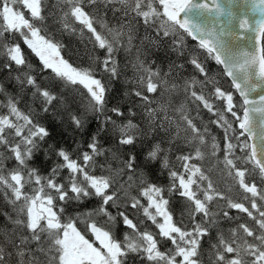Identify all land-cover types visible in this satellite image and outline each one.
Segmentation results:
<instances>
[{
    "label": "snow or ice",
    "instance_id": "snow-or-ice-1",
    "mask_svg": "<svg viewBox=\"0 0 264 264\" xmlns=\"http://www.w3.org/2000/svg\"><path fill=\"white\" fill-rule=\"evenodd\" d=\"M243 3L262 18L0 0V264H264V47L237 43L264 0Z\"/></svg>",
    "mask_w": 264,
    "mask_h": 264
},
{
    "label": "trees",
    "instance_id": "trees-1",
    "mask_svg": "<svg viewBox=\"0 0 264 264\" xmlns=\"http://www.w3.org/2000/svg\"><path fill=\"white\" fill-rule=\"evenodd\" d=\"M63 43L68 46L67 51L71 56L72 61H74L77 64L84 63L87 61V54L84 45L78 40V38L73 36H65L62 38ZM263 47H264V38H263ZM67 58V57H66ZM31 59L33 63H38V58L34 56V54L31 55ZM210 66L213 69V72H220L222 71L221 66L215 65L214 62L210 63ZM222 83L224 84V87L228 88L230 87V83L225 78ZM239 96L237 94V100H239ZM205 119H207V114H205ZM215 130V129H214ZM217 134L219 135V130H215ZM0 207H3L2 201H0ZM7 210V209H6ZM181 208L180 205L177 203L176 205V211L177 214H179ZM7 224V221H5L2 217H0V227H3Z\"/></svg>",
    "mask_w": 264,
    "mask_h": 264
},
{
    "label": "water",
    "instance_id": "water-1",
    "mask_svg": "<svg viewBox=\"0 0 264 264\" xmlns=\"http://www.w3.org/2000/svg\"><path fill=\"white\" fill-rule=\"evenodd\" d=\"M199 2H203V0H199ZM249 6L250 5H245L243 3V0H236V4L233 6V10L234 11L248 10L250 19L253 18L256 20L261 19L262 18L261 14L258 11L254 14L251 13ZM223 19L224 18H221V21L218 22V26L219 23L223 22ZM237 31H241V30L237 29ZM237 43L240 45L241 48H244L248 51H257L260 47H263V38H258L257 33L255 31H250L246 34V39L238 41ZM253 97L258 99V95L256 93H253Z\"/></svg>",
    "mask_w": 264,
    "mask_h": 264
},
{
    "label": "flooded vegetation",
    "instance_id": "flooded-vegetation-1",
    "mask_svg": "<svg viewBox=\"0 0 264 264\" xmlns=\"http://www.w3.org/2000/svg\"><path fill=\"white\" fill-rule=\"evenodd\" d=\"M250 7V6H249Z\"/></svg>",
    "mask_w": 264,
    "mask_h": 264
}]
</instances>
